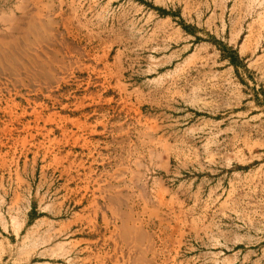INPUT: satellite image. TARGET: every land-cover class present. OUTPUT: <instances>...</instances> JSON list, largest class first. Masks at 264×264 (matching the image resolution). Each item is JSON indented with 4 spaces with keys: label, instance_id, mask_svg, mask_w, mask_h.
Returning a JSON list of instances; mask_svg holds the SVG:
<instances>
[{
    "label": "rangeland",
    "instance_id": "obj_1",
    "mask_svg": "<svg viewBox=\"0 0 264 264\" xmlns=\"http://www.w3.org/2000/svg\"><path fill=\"white\" fill-rule=\"evenodd\" d=\"M0 264H264V0H0Z\"/></svg>",
    "mask_w": 264,
    "mask_h": 264
}]
</instances>
